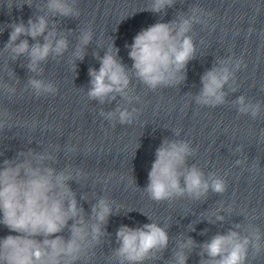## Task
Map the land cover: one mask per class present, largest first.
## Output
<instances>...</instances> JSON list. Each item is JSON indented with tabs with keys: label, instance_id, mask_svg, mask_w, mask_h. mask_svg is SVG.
I'll return each mask as SVG.
<instances>
[{
	"label": "clouds",
	"instance_id": "obj_1",
	"mask_svg": "<svg viewBox=\"0 0 264 264\" xmlns=\"http://www.w3.org/2000/svg\"><path fill=\"white\" fill-rule=\"evenodd\" d=\"M9 8L11 2L7 0ZM77 0H44L38 13L29 17L27 23L20 19L7 27L11 28L5 50L13 60L25 56L26 65L31 73L39 76L42 63L49 58L62 56L69 47V41L63 32L57 31L52 17L76 18L80 15ZM176 0H150L141 11L154 14H166ZM31 8L32 3H27ZM22 7V5H21ZM202 9L193 6L189 14L178 12L169 22H156L135 35L133 42L125 44L132 66L128 69L119 57V49L112 44L103 57L94 53L99 60V69L89 68V88L87 97L100 104L111 103L119 95L128 96L131 77L149 89L171 87L186 80L189 61L196 56V45L192 33L194 25L204 24ZM51 24V27H50ZM30 37L33 44L28 39ZM43 37L41 43L38 38ZM93 39V31L81 29L70 60L75 69V60H83L84 46ZM241 59L232 56L218 60L214 66L201 76L202 88L193 97L195 104L206 107H218L227 103L228 92L238 90L236 72L245 67ZM14 74V73H13ZM26 89L36 97L56 95L57 86L44 79L30 76ZM0 92L10 99L17 94V88L7 82H0ZM233 106L241 115L257 119L264 105L252 102L245 95H239ZM136 109L131 111L117 106L111 112H101L108 121L121 125L131 124ZM12 113L0 107V131L12 128ZM179 131L175 135H179ZM264 138V133H262ZM71 148L70 151H75ZM237 151H242L237 148ZM194 153L191 143L183 139L165 138L155 151V160L148 173V183L143 189L154 201L171 200L187 196L194 201H203L211 191L223 194L227 190L226 181L216 172H205L196 165L188 166L187 160ZM4 153H0L3 156ZM47 161L57 162L51 153L37 152L29 148L21 150L13 158H5L0 163V224L10 233L0 237V264H81L91 259L90 253L101 243L106 235L104 226L114 213L110 202L101 197L92 205L91 216L85 219L84 209L78 204L76 193L70 188L69 181L81 175L78 168L57 170ZM236 165L244 163L236 160ZM77 181V180H76ZM86 199L85 197H82ZM215 215L223 221L224 216ZM150 219V218H149ZM71 221V223H69ZM209 222H212L209 219ZM167 227L157 223H146L140 227L121 225L116 232L118 247L112 250L117 264H145L146 261L162 256L168 248ZM240 224L234 225L241 229ZM190 230L195 229L190 225ZM67 229L69 236L60 235ZM205 229L201 235L206 234ZM199 248V264H250L264 253V243L259 228L248 225L243 232L229 229L225 234H216L210 240L197 245L191 237L177 241L173 252L172 264H187L189 254Z\"/></svg>",
	"mask_w": 264,
	"mask_h": 264
}]
</instances>
